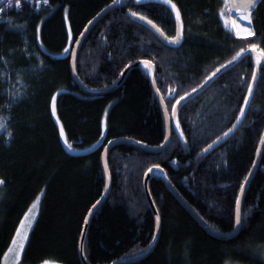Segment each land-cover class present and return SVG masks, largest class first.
<instances>
[{
    "label": "trees",
    "instance_id": "16d2710c",
    "mask_svg": "<svg viewBox=\"0 0 264 264\" xmlns=\"http://www.w3.org/2000/svg\"><path fill=\"white\" fill-rule=\"evenodd\" d=\"M1 1L0 120L5 117L7 122L0 133V264L20 222L42 193L19 264H82L79 244L85 220L106 187L104 148L116 139L161 146L166 138L164 114L150 80L139 69L102 95L82 92L72 77L71 56L79 36L114 0ZM171 3L181 13L180 43H164L130 16V10L136 11L174 38L178 21L170 5L129 0L103 16L86 36L76 60L80 80L90 88H108L128 65L150 60L172 114L181 96L202 85L241 49L248 52L253 43L264 48V0L252 13L255 35L247 39L235 38L228 30V0ZM253 72L252 56L243 55L185 103L178 113L183 136L172 120L166 150L150 153L129 144L110 150V192L93 214L85 240L89 264H112L150 246L156 220L143 178L157 165L211 228L234 230L236 198L264 134V66L248 111L241 123L237 120ZM171 86L177 87L172 99ZM53 97L67 141L90 151L67 152L52 115ZM149 189L161 220L159 241L146 258L126 264H264L259 257L264 249V150L243 198V226L229 240L210 235L162 180L151 179Z\"/></svg>",
    "mask_w": 264,
    "mask_h": 264
},
{
    "label": "water",
    "instance_id": "95a60500",
    "mask_svg": "<svg viewBox=\"0 0 264 264\" xmlns=\"http://www.w3.org/2000/svg\"><path fill=\"white\" fill-rule=\"evenodd\" d=\"M128 0H117V2H113L110 6H108L107 8H105L102 12H100V14H98L93 20H91L86 28L84 29V31L82 32V34L79 36L78 40L79 43L76 42L74 48H73V52H72V56H71V74L72 77L74 79V81L76 82V84L79 86L80 90L84 93H87L89 95H102V94H106L110 91L115 90L116 88H118L122 82L124 81V79L126 78V76L128 75V73L133 70V69H139L145 77H147L152 85L154 94L156 96V98L158 99V102L161 106L162 112L164 114V118L166 121V137L167 139H165V141L163 142V144L161 146L158 147H150L147 146L145 144H142L140 142H136L134 140H130V139H116V140H112L110 141L111 143H108L106 145V147L103 150V154H102V163H103V168H104V172H105V177H106V187L104 190V193L102 195V197L100 198V203L99 204H95L96 207L93 208L89 211L86 220H85V225H84V229L82 232V236L80 239V244H79V257L80 260L82 262V264H89V262L86 259L85 256V240H86V236H87V231H88V226L89 223L91 221V218L93 216V214L95 213V211L98 209V207L107 199L109 192H110V187H111V177H110V171L108 168V154L110 152V150H112L115 146L119 145V144H129V145H133L136 147H139L147 152L150 153H160L164 150H166L170 144L171 141V121H174V124H176L178 122V113L181 109V107L187 103L188 101L194 99L195 97H197L198 95H200L209 85H211L221 74H223L225 71L229 70L231 67L235 66L236 64L239 63L240 59L242 58L243 55H247L250 54L253 58L254 61V65H255V73H256V79L255 81H253V79L251 80V85L253 88L252 94L251 96H249V94L247 93L248 99H249V103L248 105L243 104V108H244V115L243 116H239V121L238 124L241 123L248 111V108L251 104V99L253 97L254 91H255V87H256V83L258 80V75H259V70L260 68L263 66L264 64V59H261V63L258 65L256 63V55L257 53H253L251 52V50H249L248 52H244L242 53L239 57H237L236 60H231V63H227L225 64L223 68H219L220 71L217 72L216 70V75L213 76V74L210 76V78L208 80H206L202 85H200L198 88L195 89V91H191L190 93H188L187 95L184 96V99L180 101L179 104H175L176 106V114L175 116H172L169 114V111L167 109V106L165 104V101L162 97V94L160 93V91H157V85H156V80H155V84H153V79H155V75H156V66L155 64L152 62V67L150 69H145L142 65L141 62L143 60H139L136 61L130 65H128L125 70L122 72V74L120 75L118 81L113 84L112 86L108 87V88H103V89H94V88H90L88 86H86L78 77L77 71H76V60H77V55L78 52L86 38V36L88 35V33L90 32V30L94 27V25L103 17L105 16L108 12L112 11L115 8H119V7H123L126 5ZM262 0H257V4L256 7L252 10V12H254V10L257 8V6L260 4ZM4 1L0 2V7L3 4ZM229 2V8H231L232 12H238L234 7H232V5L234 3H238L239 0H228ZM251 12V13H252ZM137 21L143 23L144 25L148 26L149 28L153 29L162 39L165 43H167L166 39H165V35L163 34V32L156 26V28H153L151 25H148L146 21H140L138 18H134ZM157 29H159V31H157ZM178 30H181V24L180 21H178ZM161 33L163 35H161ZM182 36L180 37V41H181ZM180 43V42H179ZM171 44H175V43H171ZM150 61V60H149ZM135 65H141L139 67H136ZM130 66V67H129ZM177 130V129H176ZM177 132L179 133V130H177ZM180 135V133H179ZM264 134L261 137L258 149H257V153H256V159L254 162V165L250 171V173L248 174L245 182L243 183L244 185V191L239 192V198L241 200V210H242V203H243V198L244 195L249 187V184L252 180V178L254 177L257 168L260 164V160H261V155L263 153L264 150ZM105 164H107V168H105ZM153 171L151 172H146L143 178V190H144V194L146 196L147 202L153 212V215L155 217L156 220V216H159L158 210L155 206V203L153 201L152 195L150 193V189H149V183L151 181V179L153 178H157L162 180L167 186L168 188L171 190V192L175 195V197L179 200V202L188 210V212L194 217V219L212 236L216 237V238H220V239H224V240H229L232 237H234L240 230V227H237L235 225V228L232 232L230 233H221L218 231H215L213 228H211L206 221L182 198V196L178 193V191L176 190V188L172 185V183L170 182V180L167 177V174L165 172V170L161 167L156 168V167H152ZM160 218V216H159ZM87 221V222H86ZM160 231H161V220L159 219V225L157 226V221H156V230H155V235L157 237V239L155 241H152V243L150 244V246L146 249V251L142 252L139 255H136L134 257H130V258H124V259H120L118 261H115V264H126V263H131V262H138L144 258H146L148 255H150L153 250L155 249L158 241H159V237H160ZM114 264V262L112 263Z\"/></svg>",
    "mask_w": 264,
    "mask_h": 264
},
{
    "label": "snow or ice",
    "instance_id": "6c2138e0",
    "mask_svg": "<svg viewBox=\"0 0 264 264\" xmlns=\"http://www.w3.org/2000/svg\"><path fill=\"white\" fill-rule=\"evenodd\" d=\"M17 2H19V0H17ZM115 2H117V0H114V3ZM121 2H122V0H121ZM135 2H136L137 5H140L142 3V0H135ZM158 2H159V0H158ZM164 2L166 4H170L171 11L175 12L176 21H180L181 22V30L177 31L176 37L175 38H167V37H165V39H166L167 43H179L180 42V37L182 36V21H181L180 10L177 8L175 3H171V0H164ZM256 4H257V0H239L238 3H234L232 5V7H234L239 12L240 18L242 20H247L248 24L245 27H241L240 25H238L236 23V21H233L232 25H231V28L228 29V30L229 31L234 30L237 36H240L242 32L243 33H247V34H253L252 33V28H251V25H252L251 12L256 7ZM226 7H228L227 4H226ZM230 11H231V8H229V12ZM130 16L133 17V18H138L140 21H146L148 25H151L153 28H156V25L153 24L152 20L147 19V17H145L143 15H140L136 11H131L130 10ZM220 16H221V18H223L224 12H221ZM225 27L227 28V23H225ZM157 31H159V29H157ZM161 35H163V34L161 33ZM77 43H79V41H77ZM249 48H250L251 52L257 53V55H256V63L259 65L261 63V59H264V48H258V46L256 44H254V43L250 44ZM65 51H68V49H65ZM244 51H245L244 49H241V51L238 52L236 54V56L233 57V60H236L237 57H239L241 55V53L244 52ZM229 63H231V61H229ZM141 65L145 69H150L152 67V62L149 61V60H143L141 62ZM141 65H135V66L139 67ZM223 67H225V66L221 65V68H223ZM219 71H220V69H217V72H219ZM215 75H216V73H213V76H215ZM252 79H253V81H255V79H256V73L255 72L252 73ZM152 82H153V84H155V79H153ZM157 91H159V89H157ZM193 91H195V89H193ZM252 91H253L252 85L249 84V86H248V94H249V96H251ZM172 98H174V96L170 97V99H172ZM183 99H184V97L181 96L180 99L176 101V103L179 104L180 101L183 100ZM53 101H55V97H53ZM248 103H249V99H248V96H246L244 98V104L248 105ZM52 110H53V114H55V105H54V103H53V109ZM172 114H173V116H175V114H176V106L175 105L172 106ZM240 115L241 116L244 115V108L243 107L240 109ZM237 120L239 121V117H237ZM235 127H236V125H233V128H235ZM4 128H5V126L3 124H0V130H4ZM175 129H177V130L180 129L179 122H177L175 124ZM231 131H232V129H229V132H231ZM9 135H11V134L9 133ZM60 135L61 136L64 135V132H63L62 128H61V131H60ZM180 135L183 136V132H180ZM224 135L227 136L228 133L226 132V133H224ZM165 139H167V137ZM217 139H219V137H217ZM262 139H264V138H262ZM109 143H111V142H109ZM214 143H215V141H214ZM211 147H212V145H209V148H211ZM69 149L71 150V146L70 145H69ZM204 151L207 152L208 149H205ZM155 167L159 168L158 165L155 166ZM105 168H107V164H105ZM151 171H153V169L149 168L148 172H151ZM3 183H4V181L0 180V185H2ZM243 191H244V185L242 184L241 185V192H243ZM99 203H100V201H97V204H99ZM35 207H36V204H33V206L29 209V213H31L33 211V209H35ZM95 207H96V205H93V208H95ZM28 218H29L28 213H26L25 214V219H28ZM159 219L160 218L157 215L156 216L157 226L159 225ZM243 222L244 221L242 220V216H241V200H240L239 197H237L236 198V209H235V225L237 227H242L243 226ZM24 227H25V221L22 220L20 227L17 228V230H16V238H13V240H12V245L15 246V248L19 250L17 252V260L19 259V252L24 250V241H26L28 239L26 232L22 234V229ZM27 227L31 228V224H28ZM17 238H19V239H17ZM156 239H157V237L153 236V241H155ZM9 251H13V249L10 248ZM44 264H48V262L45 261ZM114 264H115V262H114Z\"/></svg>",
    "mask_w": 264,
    "mask_h": 264
},
{
    "label": "rangeland",
    "instance_id": "374dc122",
    "mask_svg": "<svg viewBox=\"0 0 264 264\" xmlns=\"http://www.w3.org/2000/svg\"><path fill=\"white\" fill-rule=\"evenodd\" d=\"M15 1H17V0H10L11 4H13V2H15ZM143 1H158V0H143ZM159 1L160 2H164V0H159ZM168 5H170V4H168ZM232 13L233 12H231L229 14V21H230V18H231V14ZM66 23H67L68 33H69V35L71 37L72 33H71V29H70V25H69L68 18H67V14H66ZM232 32H233V30H232ZM233 35H234V32H233ZM176 89H177L176 86H171V89L168 90V92H169V97L168 98H170V97L173 96L172 91H175ZM53 103L55 105V114H53V110H52L53 109ZM51 108H52L51 109L52 110V115H53V117H54V119L56 121V124H57V126L59 128V131H61V128L63 129V127H62L61 122L59 121V119L57 117L56 102L55 101L52 102ZM6 122H7V119L5 117H3L2 120H0V124L5 125ZM3 131L4 130H0V133H2ZM63 132H64V129H63ZM60 137H61L62 143H63V145H64V147H65V149L67 150L68 153H71V154H82V153H86V152H88V151L91 150V148H75L73 145H71L67 141V138L65 136V132H64V135L63 136L60 135ZM69 145L71 146V150L69 149ZM42 197H43V193L40 194L36 198V200L32 203L31 207L33 206V204H36V207H35V209H33V211L31 213H29V210H28L27 213H28L29 218L28 219H25V216H24L23 219H22V220L25 221V227L22 229V234L26 232L27 233V237H29L30 231H31V229H32V227H33L36 219L38 218L39 210H40V204H41V201H42ZM28 224H31V228H28L27 227ZM20 225H21V222H20ZM20 225H19V227H20ZM14 238H16V235H15ZM17 239H19V238H17ZM27 240L24 241V249H25ZM10 248H12L13 251H9ZM10 248L8 249V251L6 252V254L4 255L2 264H19L20 263L21 256H22V253H23L24 250L19 252V259L17 260V252L19 250L16 249L15 246H13L12 244H11ZM259 257L264 261V249H262ZM42 264H44V263H42ZM48 264H58V263L48 262Z\"/></svg>",
    "mask_w": 264,
    "mask_h": 264
},
{
    "label": "bare ground",
    "instance_id": "6f19581e",
    "mask_svg": "<svg viewBox=\"0 0 264 264\" xmlns=\"http://www.w3.org/2000/svg\"><path fill=\"white\" fill-rule=\"evenodd\" d=\"M129 1V0H128ZM127 1V2H128ZM228 4H229V2H228ZM126 5H127V3H126ZM125 5V6H126ZM258 7V6H257ZM255 11V10H254ZM232 12V11H231ZM253 13V12H252ZM252 13H251V16H252ZM251 19H252V17H251ZM233 21H236V23L238 24V25H240L241 27H245V26H247V24H248V22H247V20H242L241 18H240V14H239V12H233L232 14H231V18H230V21H229V24H230V27H231V25H232V22ZM154 24V23H153ZM181 24V23H180ZM156 25V24H155ZM157 26V25H156ZM158 27V26H157ZM159 28V27H158ZM251 28H252V33L253 34H247V33H241V35L240 36H237L236 35V33H235V31L233 30V32H234V36H235V38H238V39H247L248 37H251L252 38V36L254 37V35H255V30H254V26H253V22H252V25H251ZM160 29V28H159ZM153 30V29H152ZM161 30V29H160ZM154 31V30H153ZM162 31V30H161ZM177 31H178V25H177ZM155 32V31H154ZM163 32V31H162ZM156 33V32H155ZM157 34V33H156ZM163 34H164V32H163ZM158 35V34H157ZM165 35V34H164ZM159 36V35H158ZM165 37H167L166 35H165ZM176 37V36H175ZM174 37V38H175ZM159 38L163 41V39L159 36ZM167 38H169V37H167ZM164 42V41H163ZM181 42V41H180ZM165 43V42H164ZM167 44V43H166ZM169 44H171V43H169ZM175 44H177V43H175ZM172 45H174V44H172ZM250 50V49H249ZM248 50V51H249ZM242 54V53H241ZM254 62V61H253ZM263 66H264V64H263ZM262 66V67H263ZM261 67V68H262ZM260 68V69H261ZM259 72H260V70H259ZM210 78V77H209ZM208 78V79H209ZM207 79V80H208ZM166 122V121H165ZM109 168V167H108ZM110 171V170H109ZM207 223V222H206Z\"/></svg>",
    "mask_w": 264,
    "mask_h": 264
}]
</instances>
